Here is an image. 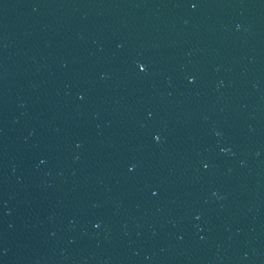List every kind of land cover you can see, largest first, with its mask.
Returning a JSON list of instances; mask_svg holds the SVG:
<instances>
[{
    "label": "water",
    "instance_id": "1",
    "mask_svg": "<svg viewBox=\"0 0 264 264\" xmlns=\"http://www.w3.org/2000/svg\"><path fill=\"white\" fill-rule=\"evenodd\" d=\"M0 264H264V0H0Z\"/></svg>",
    "mask_w": 264,
    "mask_h": 264
},
{
    "label": "snow or ice",
    "instance_id": "2",
    "mask_svg": "<svg viewBox=\"0 0 264 264\" xmlns=\"http://www.w3.org/2000/svg\"><path fill=\"white\" fill-rule=\"evenodd\" d=\"M196 6H197L196 3H192L193 8H195ZM137 67H138L139 71H141V72L145 71V67L143 65H138ZM189 82H192V81H189ZM156 139L158 140L159 137L157 136ZM205 167H207V165H205ZM129 170L131 171L132 169H129ZM155 194L156 193H153V195H155Z\"/></svg>",
    "mask_w": 264,
    "mask_h": 264
}]
</instances>
